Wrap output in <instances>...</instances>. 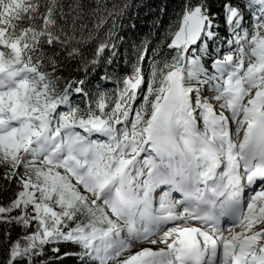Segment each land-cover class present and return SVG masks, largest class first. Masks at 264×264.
<instances>
[{"label":"snow or ice","instance_id":"1","mask_svg":"<svg viewBox=\"0 0 264 264\" xmlns=\"http://www.w3.org/2000/svg\"><path fill=\"white\" fill-rule=\"evenodd\" d=\"M134 7L0 0V264H264V0Z\"/></svg>","mask_w":264,"mask_h":264},{"label":"trees","instance_id":"2","mask_svg":"<svg viewBox=\"0 0 264 264\" xmlns=\"http://www.w3.org/2000/svg\"><path fill=\"white\" fill-rule=\"evenodd\" d=\"M133 2L136 6L133 11L138 10L139 12L137 30L141 34H146L150 30L154 19L163 18L168 20L180 0H133ZM161 8H166L167 15L160 12Z\"/></svg>","mask_w":264,"mask_h":264}]
</instances>
